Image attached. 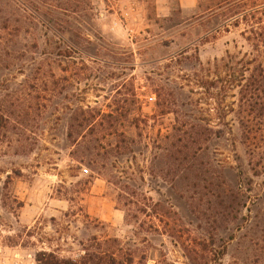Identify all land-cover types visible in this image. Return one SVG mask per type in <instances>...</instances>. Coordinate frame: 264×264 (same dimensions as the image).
<instances>
[{
  "label": "rangeland",
  "instance_id": "obj_1",
  "mask_svg": "<svg viewBox=\"0 0 264 264\" xmlns=\"http://www.w3.org/2000/svg\"><path fill=\"white\" fill-rule=\"evenodd\" d=\"M22 1L0 0V264H264L248 21L220 0Z\"/></svg>",
  "mask_w": 264,
  "mask_h": 264
},
{
  "label": "trees",
  "instance_id": "obj_2",
  "mask_svg": "<svg viewBox=\"0 0 264 264\" xmlns=\"http://www.w3.org/2000/svg\"><path fill=\"white\" fill-rule=\"evenodd\" d=\"M248 0H220V3L218 4L219 7H222L223 5L233 6L236 8L235 12L233 13L232 17H234V23L236 26L240 24V19L247 20L249 23V30L253 36H250L248 39L252 41V46L255 50H258V48L264 47V4H258L256 0H251V5H248ZM17 3H21L25 6V3L22 0H16ZM53 2V1H52ZM243 7V8H242ZM31 11V14L33 16L38 15L33 11L32 9L28 8L25 11ZM251 21V23H250ZM8 20L6 19L3 25L1 26V29H7L9 25H6ZM16 28V27H15ZM185 125H189L187 121H183ZM192 129H195L196 127L193 126V124L190 126ZM173 147L176 148V150L173 151L172 157L179 159L181 161L188 160L189 155L191 153V149L187 148L185 152L183 150L178 149L177 142H173ZM185 145H183L184 147ZM176 154V156H175ZM130 195L133 194V196L136 193H129ZM138 196V194H136ZM144 196L143 198H147L144 193L140 194L139 197ZM220 196V195H219ZM224 197V195H221ZM103 255L100 253L97 254H89L88 257L82 258L81 260L77 259H66V258H59L57 255H55L52 252H42L39 254V263L40 264H104L103 263Z\"/></svg>",
  "mask_w": 264,
  "mask_h": 264
},
{
  "label": "crops",
  "instance_id": "obj_3",
  "mask_svg": "<svg viewBox=\"0 0 264 264\" xmlns=\"http://www.w3.org/2000/svg\"><path fill=\"white\" fill-rule=\"evenodd\" d=\"M203 0H177L179 5L186 10H197Z\"/></svg>",
  "mask_w": 264,
  "mask_h": 264
},
{
  "label": "built area",
  "instance_id": "obj_4",
  "mask_svg": "<svg viewBox=\"0 0 264 264\" xmlns=\"http://www.w3.org/2000/svg\"><path fill=\"white\" fill-rule=\"evenodd\" d=\"M85 172H88V170L86 169Z\"/></svg>",
  "mask_w": 264,
  "mask_h": 264
}]
</instances>
